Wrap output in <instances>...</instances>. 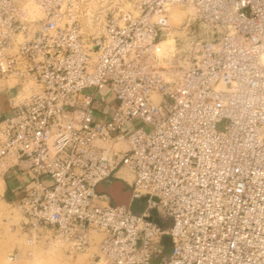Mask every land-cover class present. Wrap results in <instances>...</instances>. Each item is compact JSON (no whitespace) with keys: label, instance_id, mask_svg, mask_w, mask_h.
Wrapping results in <instances>:
<instances>
[{"label":"built area","instance_id":"2783aa9c","mask_svg":"<svg viewBox=\"0 0 264 264\" xmlns=\"http://www.w3.org/2000/svg\"><path fill=\"white\" fill-rule=\"evenodd\" d=\"M91 1L0 0L9 230L68 256L94 246L100 264H264V0H131L109 14ZM174 6L190 13L180 67L155 53ZM116 179L149 198L170 246L151 217L96 191Z\"/></svg>","mask_w":264,"mask_h":264},{"label":"rangeland","instance_id":"374dc122","mask_svg":"<svg viewBox=\"0 0 264 264\" xmlns=\"http://www.w3.org/2000/svg\"><path fill=\"white\" fill-rule=\"evenodd\" d=\"M131 0H92V9L109 14L111 10H116L117 7H123L124 9L131 8ZM181 9V14L173 19H169V24L171 25L170 35H174L172 38L175 39V51L172 54L165 56V45L159 43L156 52L160 58H169L171 63L176 66L185 65V57L188 51V47L191 40V32L186 27L185 24L180 26L179 29L173 28L176 23L186 22L187 11L186 8L177 6ZM169 18V15H168ZM184 28V29H183ZM182 32V33H181ZM188 33L187 36L184 35ZM184 33V34H183ZM190 37V39L188 38ZM173 56V57H172ZM145 129L148 131L149 127L146 126ZM125 180H130V175L123 172ZM5 177V174H4ZM6 178V177H5ZM127 188L129 184L125 181H121ZM3 170H0V264H95L96 259L93 258V254L96 252L94 246L90 247L87 252L77 254L75 256L66 255L60 248L55 246H44L43 244H38L34 246H29L25 242V237L18 230H9L10 224L17 223L20 220V216L17 208L12 204L11 200H5L3 197ZM12 204V205H11ZM19 252V256L16 262L8 261V254L10 252ZM168 250L166 251V253Z\"/></svg>","mask_w":264,"mask_h":264},{"label":"water","instance_id":"95a60500","mask_svg":"<svg viewBox=\"0 0 264 264\" xmlns=\"http://www.w3.org/2000/svg\"><path fill=\"white\" fill-rule=\"evenodd\" d=\"M96 191L107 195L113 203L127 207L135 215H142L148 210L149 198L133 194L130 188H127L125 184L117 179L107 185H97ZM148 212L157 226L161 228L166 226L165 222L159 217L156 208L152 207Z\"/></svg>","mask_w":264,"mask_h":264},{"label":"bare ground","instance_id":"6f19581e","mask_svg":"<svg viewBox=\"0 0 264 264\" xmlns=\"http://www.w3.org/2000/svg\"><path fill=\"white\" fill-rule=\"evenodd\" d=\"M184 8V7H183ZM186 11H187V19H186V22H179V23H176V25H175V27H173V28H176V29H179L180 28V26H182L183 24H185V28L187 27V21H188V18H189V8H186ZM183 12V11H182ZM181 9L179 8V7H177V6H174V7H171L170 9H169V13H168V15H169V18L168 19H170V20H173V19H175V18H177L181 13ZM169 26H170V30H171V25L169 24ZM184 29V28H183ZM171 32H169L166 36H164V37H162L157 43H156V46H155V53L157 54V52H156V49H157V47H158V45H159V43H163V45H165V50H164V52H165V56H167V55H169V54H172L174 51H175V39H174V41H173V39L172 38H174L173 36L174 35H170V39H166L167 37H169V34H170ZM182 33V32H181ZM184 34V33H183ZM187 32H186V34H184V35H186L187 36ZM189 39H190V37H188ZM124 174H123V171H121L120 172V176H122L123 178H124V176H123ZM130 178H131V176H130ZM125 179V178H124ZM142 215H144L145 217H152L150 214H149V212H145L144 214H142ZM166 226H168V224H166ZM165 226V227H166ZM157 241H159L161 244H163L164 246H170L171 244H172V242H171V238H170V236H169V234H168V232L166 231V228H164L163 229V231L158 235V237H157ZM8 261H9V259H8ZM95 264H100L99 262L97 263H95Z\"/></svg>","mask_w":264,"mask_h":264},{"label":"crops","instance_id":"0c3cea01","mask_svg":"<svg viewBox=\"0 0 264 264\" xmlns=\"http://www.w3.org/2000/svg\"><path fill=\"white\" fill-rule=\"evenodd\" d=\"M6 94L4 91V87L0 88V108L2 111H5L7 109L6 106ZM3 197L5 200H12L15 196V189L16 186H14L13 184H11V182L9 181V179H3Z\"/></svg>","mask_w":264,"mask_h":264}]
</instances>
